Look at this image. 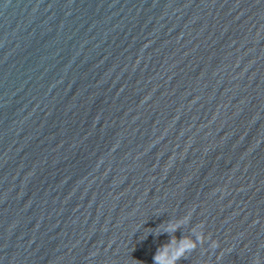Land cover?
<instances>
[{
	"label": "water",
	"instance_id": "obj_1",
	"mask_svg": "<svg viewBox=\"0 0 264 264\" xmlns=\"http://www.w3.org/2000/svg\"><path fill=\"white\" fill-rule=\"evenodd\" d=\"M196 229L178 264H264V0H0V264Z\"/></svg>",
	"mask_w": 264,
	"mask_h": 264
},
{
	"label": "clouds",
	"instance_id": "obj_2",
	"mask_svg": "<svg viewBox=\"0 0 264 264\" xmlns=\"http://www.w3.org/2000/svg\"><path fill=\"white\" fill-rule=\"evenodd\" d=\"M184 222L185 221L170 223L164 231L166 233H175ZM193 235L196 237L195 240H192L190 237L177 240L173 237L169 243L158 248L153 257L154 264H178L181 258H184L187 253L193 251L197 247L198 243H201L203 234L196 229L193 231Z\"/></svg>",
	"mask_w": 264,
	"mask_h": 264
}]
</instances>
